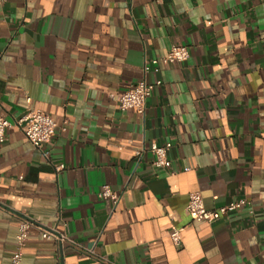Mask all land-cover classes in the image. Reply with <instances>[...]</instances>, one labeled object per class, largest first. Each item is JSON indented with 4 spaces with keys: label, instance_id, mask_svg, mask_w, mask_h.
<instances>
[{
    "label": "crops",
    "instance_id": "1",
    "mask_svg": "<svg viewBox=\"0 0 264 264\" xmlns=\"http://www.w3.org/2000/svg\"><path fill=\"white\" fill-rule=\"evenodd\" d=\"M174 45L187 61L145 73ZM144 78L145 114L120 110L114 95ZM28 108L57 130L39 149L15 126L0 145V264L22 217L105 258L33 230L22 264H264V0H4L0 116ZM153 142L172 143L167 167ZM193 192L208 209L248 204L198 221Z\"/></svg>",
    "mask_w": 264,
    "mask_h": 264
},
{
    "label": "built area",
    "instance_id": "2",
    "mask_svg": "<svg viewBox=\"0 0 264 264\" xmlns=\"http://www.w3.org/2000/svg\"><path fill=\"white\" fill-rule=\"evenodd\" d=\"M3 1L4 0H0V3ZM189 57L190 53L187 46L174 45L166 55L147 60L145 62V73H148L153 66L158 64H166L170 62L184 63ZM157 83L161 84V81H157ZM153 87L154 85L144 78L131 89L114 95L117 107L120 110L125 111L134 109L141 114H145L147 100L152 93ZM28 100L30 101V98H28ZM15 126L19 127L29 141L39 149L51 142L57 130V123L50 114L42 110L28 108L22 116L16 118L14 121L0 116V145L7 141L8 131ZM171 146L172 143H152L151 152L154 155L153 163L155 167L164 168L170 164L168 151ZM141 154L142 151L137 152V156H141ZM64 168L65 165H60L56 170L57 172H60ZM98 195L101 199L110 200L114 204H118L121 199L120 193L108 184L102 186ZM247 204L248 201L246 199H239L231 201L230 203L216 209H208L205 205L203 195L200 192H193L189 195L186 210L194 220L208 221L212 223L225 217L231 212L243 208ZM33 230L38 231L43 239L55 240L61 245L68 243L88 255L105 261V258L102 255H99L94 247H89L80 243L70 237L65 231H61L57 227H47L29 217H22L16 237V249L10 258L9 264H22L24 249L27 245L28 237ZM171 238L177 246L182 245V235L179 228L173 229Z\"/></svg>",
    "mask_w": 264,
    "mask_h": 264
}]
</instances>
